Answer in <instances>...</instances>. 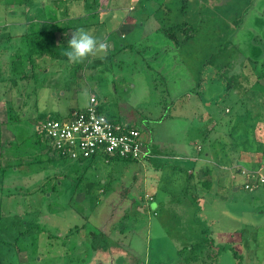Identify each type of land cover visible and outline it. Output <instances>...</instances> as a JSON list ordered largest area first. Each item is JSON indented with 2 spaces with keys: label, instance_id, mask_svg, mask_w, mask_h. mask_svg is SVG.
Here are the masks:
<instances>
[{
  "label": "rangeland",
  "instance_id": "obj_1",
  "mask_svg": "<svg viewBox=\"0 0 264 264\" xmlns=\"http://www.w3.org/2000/svg\"><path fill=\"white\" fill-rule=\"evenodd\" d=\"M136 1L132 12L122 9L123 19L146 24L149 32L155 20L169 29L173 42L165 41L177 53L174 62L170 51L157 64V49L122 52L117 44L105 59L81 67L60 60L62 49L51 52L49 63L35 55L30 65V23L60 19L84 8L83 0H0V26H6L0 35L10 36L0 39V238L7 239L0 242L17 252L22 229L34 227L26 239L34 253L28 261L10 253L0 264H238L234 252L241 264H264V185L245 190L240 173L264 176V0H167L162 8L154 0ZM13 11L20 16L1 18ZM13 54L25 61L27 75L16 84L9 80ZM90 94L105 104L108 118L136 126L152 152L168 158L199 153L209 169L222 165L240 174L227 176L219 190L196 182L187 188L177 171L165 178L167 169L155 177L157 188L146 189L153 179L146 165L154 159L57 158L35 130L38 118H65ZM224 155L235 165L219 163ZM80 193L84 200L76 202ZM69 228L78 230L70 234ZM96 248L106 255L91 263Z\"/></svg>",
  "mask_w": 264,
  "mask_h": 264
},
{
  "label": "crops",
  "instance_id": "obj_2",
  "mask_svg": "<svg viewBox=\"0 0 264 264\" xmlns=\"http://www.w3.org/2000/svg\"><path fill=\"white\" fill-rule=\"evenodd\" d=\"M79 1H81V0H79ZM90 1H93L95 3H93L92 5H89L88 3ZM150 1H153V0H150ZM154 1L158 5V7L162 8L163 4L167 0H160L162 2V4H160L159 0H154ZM133 2H134V0H129L128 2H126V0H83L82 5L84 6V8L78 7L79 9H77L75 11L67 10L66 14L61 13L60 19H57V20L53 19V18L49 19V20L48 19L39 20V21L35 20V21L30 23V25H32V27H34V28H31V31L28 30L26 32L36 33L39 31H48L43 36V38L48 39L49 42L52 44L53 49L51 52H53L55 49L56 50L62 49V52L64 54L65 50L67 49V43H68V39L70 38V34L73 31H75L77 28L84 27L87 30H89L92 34H94L96 37L101 38L104 41H106L108 44L107 50H111V49L114 50L115 46L117 44H118V47L120 48V50L122 52H125V51L129 52L132 50V48H139L141 46L143 48L153 47L154 49H157L154 52V59H155V62L157 64L159 63L157 61L158 57L159 56L164 57L165 50L170 51V53L172 55V60H173L175 58L174 54L176 55L177 53H175V50L172 51V49H170L169 45L165 41V39H168L169 41L173 42L170 39L169 35H167L169 29L161 27L160 25L158 26L159 23L157 20H155L156 26H154L153 30L151 32H149V28L147 27L146 24H142L140 26H135V25L130 24L127 21V18L123 19L124 12L122 11V9L127 8L129 11L132 12L134 10V8H133L131 3H133ZM136 2L139 5H145L144 0H138ZM169 4L167 3V5H169ZM43 7H45L44 4H43ZM166 7H168V6H166ZM166 7H164L165 10L168 9ZM130 9H132V10H130ZM182 9L183 8H181L180 10H182ZM57 11H58V9H57ZM167 12H168V14H170V11H167ZM9 13L10 14H8V15L7 14L4 16L2 15L1 18L6 19L7 17H11V15H12L16 19V18H18V16H20V15H18L17 12H14V11L9 12ZM63 14H65V15H63ZM142 16L144 19H147L150 16V14L147 15L145 12H142ZM168 16H166V17H168ZM112 19L114 20L113 22H112ZM71 20H73V22ZM117 20H118V24L117 23L114 24V22ZM37 25H39V26H37ZM153 32H155V33L153 34ZM51 52L43 55L44 60H46L48 63H49V56H51V54H52ZM223 53H224V51H223ZM216 56H218V55H216ZM46 58H48V59H46ZM63 58H66V56L63 55V57H59L60 60H62ZM91 60H92V57H89L88 59H86L85 62L73 63V64H77L79 67H81L82 65H89L91 63ZM174 61L175 60H173V62ZM166 62L168 64H170L172 61L168 57V58H166ZM90 93H92V92L90 91ZM90 96H93V95L90 94ZM87 104H88V101L80 109L86 107ZM98 104L100 106V111L105 114L106 113L104 111L106 109L105 104L103 102H99ZM74 110H78V109L69 110V112L67 113L66 116H68L69 113H71ZM112 120L122 122L119 118H116V117H115V119L112 118ZM123 123H127L129 125H132L131 122H127V121H125ZM134 127H136V126H134ZM155 144L157 145L158 142L156 141ZM149 150L152 154V157L150 159H152V160L154 159L155 161L150 162L151 167L148 164L146 165L147 171L149 170L151 172L152 177H153V179L146 180L147 181V183L145 182L146 189L157 188V185L153 184V181H156L155 177L157 175L159 176L158 173H160V171H162V174H163V172L167 169H172V170H170V171H172V173L170 174V171H166V174H163V175H165L164 176L165 178L168 177V174L170 175V179L173 178L174 174L177 171L178 174L183 177V181L186 183L187 188L189 186H192L191 183L196 182L197 184H199L203 188H211L212 186H214L213 188H215V189L218 188V190H219V188L221 189L225 186L226 183H222V182H224V180L226 179L227 176L230 177L231 180H235L236 175L239 174V172H237V170L233 171V170H231L232 168H226V167H223L222 165L219 166L217 169H211V168L209 169L208 167H206L208 165L207 163L209 161L207 160V158H201L199 153L195 154V155L189 154V155H185V156H179V157L174 156L172 158H170V157L168 158L167 156H162V155H159V154L152 152L151 149H149ZM168 159L181 160L182 162H179V163H181L180 166L178 164H176L174 166V165L166 163V160H168ZM93 161H95V160H93ZM232 164L235 165V163H232ZM165 178H164L163 182L166 181ZM107 181L103 180V184H106ZM148 184H151V185L148 186ZM100 192H102V190H100ZM81 195L82 194L80 193L78 196H76L77 197L76 202H78V201L81 202L84 200L83 197H79ZM146 195H145V198H146ZM148 199H150V200L152 199V202H153V198L151 196L148 197ZM133 200H136V198ZM163 200H166V199L160 200L157 203L158 204L157 206L164 204L165 202ZM70 201H71V199H70ZM0 220H1V218H0ZM15 225H17V223H15ZM32 228H34V227H32ZM32 228L31 229H27V228L22 229L23 230V233H22L23 239L21 237L16 238V239H18L16 245H19L17 248L18 249L17 252L16 251L12 252V248L10 249V247H9L10 245H8V243L4 244V241H3L2 244L4 246L0 247V258H1V260L4 261L5 260L4 258L7 256H10V253H12V255L14 257H16L19 261H20L19 255L25 256V259L20 261V262H27L28 261V259H29L28 257L30 255L34 254L33 252H31V248H29V246H28L30 244V242L26 241L28 235L31 233ZM77 230L78 229H75V228H69V231H70L69 233L72 234ZM119 232H123V231L120 229ZM91 234H95V233L90 232V236H91L90 238H92ZM1 240H5V242H6L7 239L6 238H3V239L0 238V241ZM117 244L120 246L121 242L117 241ZM190 249H192V248H190ZM101 250L102 249H100V250L96 249L94 251L93 256L91 257V259H92L91 263H93V261H95V260L99 261L101 259V257L106 255V254H100L98 252ZM123 251H125V250H123Z\"/></svg>",
  "mask_w": 264,
  "mask_h": 264
},
{
  "label": "built area",
  "instance_id": "obj_3",
  "mask_svg": "<svg viewBox=\"0 0 264 264\" xmlns=\"http://www.w3.org/2000/svg\"><path fill=\"white\" fill-rule=\"evenodd\" d=\"M35 130L61 160L82 163L115 159L143 163L151 157L142 132L133 125L108 118L100 111L94 96L89 97L86 107L72 111L65 118L39 121ZM240 173L245 190L254 191L264 185L261 172L242 169Z\"/></svg>",
  "mask_w": 264,
  "mask_h": 264
},
{
  "label": "trees",
  "instance_id": "obj_4",
  "mask_svg": "<svg viewBox=\"0 0 264 264\" xmlns=\"http://www.w3.org/2000/svg\"><path fill=\"white\" fill-rule=\"evenodd\" d=\"M11 4L13 5V3H9V4L7 3V5L9 7L12 6ZM3 12H4V10L1 9L0 10V13L2 14ZM1 17H2V15H1ZM182 27H183V29H185V26H182ZM5 28H6V26H0V31L4 30ZM47 32L48 31H39V32H36V33H30V32H28V34L25 36L26 47H27V50H26L27 58H26V60H27V63L28 64L33 65L32 64L33 63V57L35 55H40L41 56V55H44V54H48V53H50L52 51V49H53L52 44L49 42L48 39L43 38V36ZM170 32L171 31L168 30V34L167 35H169V37L171 38V33ZM2 36L5 39H9L10 38V36L0 35V37H1L0 39L3 38ZM24 63H25V61L21 58L20 55H14L13 58L11 59V61L9 62L10 69H11L10 70L11 71L10 72L11 73L10 74L11 76H10V79L9 80L12 81V84H16L18 81H24L27 78V75H26V72H25V65H24ZM99 109H100V106H99ZM50 118L51 119L52 118L53 119H60L58 117H50ZM38 119H40V121H43V120H45L47 118H44V116H40ZM229 140H230V142L232 140L231 144L235 142L231 133H229L228 136H227V141H229ZM237 145H238L237 142H235V144H233V146H234L233 148L235 149V146H237ZM223 148H225V147H223ZM222 151L224 152V150H222ZM224 154H225V152H224ZM225 155H224V157H222V156L219 157L220 158L219 159V161H220L219 163L224 164V165H230L232 163L237 162L234 158L233 159L232 158L230 159L229 157H225ZM151 157H152V154H151ZM103 161H105V160H103ZM113 161H117V160L110 159L107 162L109 163V162H113ZM92 238L94 240H97L96 239L97 236H95V234H92ZM196 246L198 247L199 244H195V245L191 246V248H194ZM97 248H103V246L97 247ZM225 248L226 247H220V249H225ZM230 249H232V248H230ZM234 254H235V257L238 259V264H241V255L239 253H237V252H234Z\"/></svg>",
  "mask_w": 264,
  "mask_h": 264
},
{
  "label": "clouds",
  "instance_id": "obj_5",
  "mask_svg": "<svg viewBox=\"0 0 264 264\" xmlns=\"http://www.w3.org/2000/svg\"><path fill=\"white\" fill-rule=\"evenodd\" d=\"M107 48L106 41L96 37L86 28L79 27L70 34L64 56L70 63H82L89 57L105 59Z\"/></svg>",
  "mask_w": 264,
  "mask_h": 264
},
{
  "label": "flooded vegetation",
  "instance_id": "obj_6",
  "mask_svg": "<svg viewBox=\"0 0 264 264\" xmlns=\"http://www.w3.org/2000/svg\"><path fill=\"white\" fill-rule=\"evenodd\" d=\"M241 23H239V26H240Z\"/></svg>",
  "mask_w": 264,
  "mask_h": 264
}]
</instances>
